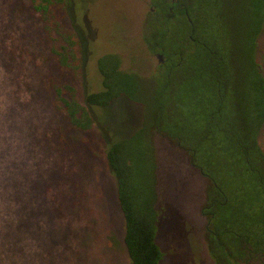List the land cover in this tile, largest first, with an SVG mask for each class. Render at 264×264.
Masks as SVG:
<instances>
[{
    "label": "trees",
    "instance_id": "16d2710c",
    "mask_svg": "<svg viewBox=\"0 0 264 264\" xmlns=\"http://www.w3.org/2000/svg\"><path fill=\"white\" fill-rule=\"evenodd\" d=\"M63 4L31 0L30 5L48 39L58 44L50 48L53 68L75 73L85 68V44L65 25ZM177 6L179 21L157 14L146 25L147 48L163 58L150 74L125 70L118 53H106L97 60L101 89L86 95V105L73 84L50 76L60 129L69 136L90 131L96 112L89 106L106 108L125 98L141 107V126L130 136L115 135L105 150L130 264H162L164 258L157 243L167 196L163 144L183 153L201 174L202 233L213 264H264V69L259 61L264 0H179ZM43 143L66 150L46 136ZM21 174L30 182L31 196L23 209L9 205L12 218H3L0 264H16L26 247L21 240L33 231L35 181L27 171ZM19 176L13 180L10 173L6 180L16 186V192L6 193V203L20 197ZM44 181L36 180V187Z\"/></svg>",
    "mask_w": 264,
    "mask_h": 264
},
{
    "label": "rangeland",
    "instance_id": "374dc122",
    "mask_svg": "<svg viewBox=\"0 0 264 264\" xmlns=\"http://www.w3.org/2000/svg\"><path fill=\"white\" fill-rule=\"evenodd\" d=\"M30 4L31 0H0V230L6 231L3 218H12L9 205L23 209L31 196L30 182L21 174L25 170L35 181V215L16 264H130L116 181L105 150L115 135L130 136L141 126L142 109L125 98L106 108L89 106L96 112L93 128L69 136L60 129L61 116L48 80L53 76L73 84L86 105V95L101 89L97 60L106 53H118L125 70L150 74L158 59L143 39L149 5L146 0H65L63 21L85 44V68L72 73L53 68L50 48L58 44L48 39ZM259 61L264 69V31ZM45 136L54 147L63 145L66 150L48 149ZM260 142L264 149V131ZM162 146L168 158L167 196L157 236L164 252L162 264H213L202 233L201 174L183 153ZM10 173L13 180L20 174V197L13 204L4 200L6 193L16 192L6 181ZM36 180L46 182L36 187Z\"/></svg>",
    "mask_w": 264,
    "mask_h": 264
},
{
    "label": "flooded vegetation",
    "instance_id": "af4514ba",
    "mask_svg": "<svg viewBox=\"0 0 264 264\" xmlns=\"http://www.w3.org/2000/svg\"><path fill=\"white\" fill-rule=\"evenodd\" d=\"M149 8L145 14L144 25H143V39L145 35V28L148 25V21L153 20L158 15H172L174 21H179L182 16V10L177 6L179 0H146ZM147 5V6H148ZM151 53V52H150ZM153 57L158 59L157 65L163 62V58L157 52L151 53Z\"/></svg>",
    "mask_w": 264,
    "mask_h": 264
}]
</instances>
